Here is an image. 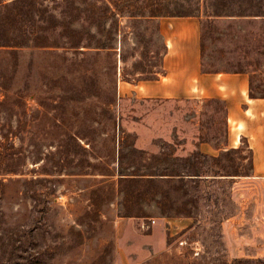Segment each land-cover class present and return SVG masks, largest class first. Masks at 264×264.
<instances>
[{"label": "rangeland", "instance_id": "rangeland-1", "mask_svg": "<svg viewBox=\"0 0 264 264\" xmlns=\"http://www.w3.org/2000/svg\"><path fill=\"white\" fill-rule=\"evenodd\" d=\"M172 15L264 97V0H0V264H264V153L196 149L221 101L128 95Z\"/></svg>", "mask_w": 264, "mask_h": 264}, {"label": "crops", "instance_id": "crops-1", "mask_svg": "<svg viewBox=\"0 0 264 264\" xmlns=\"http://www.w3.org/2000/svg\"><path fill=\"white\" fill-rule=\"evenodd\" d=\"M156 22L163 45L161 69L152 78L128 84V95L170 101H221L224 139L199 140L196 149L217 154L223 149L238 148L245 140L254 153H264V97L251 95V73L202 68L198 17L160 16Z\"/></svg>", "mask_w": 264, "mask_h": 264}, {"label": "trees", "instance_id": "trees-1", "mask_svg": "<svg viewBox=\"0 0 264 264\" xmlns=\"http://www.w3.org/2000/svg\"><path fill=\"white\" fill-rule=\"evenodd\" d=\"M3 42H6L5 44H8L12 41H10L9 39H6ZM196 154L200 155L199 152H196ZM248 159H249V165L252 168V164H253L252 158L249 156ZM145 174L148 176L147 179L149 181H155V180L164 179V178H167V179H173V178L175 179L176 178L179 181H183V179L185 178V176H184L185 174H181L178 171H174L173 169H171V170L166 169V171H163V170L162 171H151L149 173H131L130 175H132V176L135 175V177H140V176H143ZM191 175H194V174H191ZM195 175H200V174L196 173ZM135 177H133V178H135Z\"/></svg>", "mask_w": 264, "mask_h": 264}, {"label": "built area", "instance_id": "built-area-1", "mask_svg": "<svg viewBox=\"0 0 264 264\" xmlns=\"http://www.w3.org/2000/svg\"><path fill=\"white\" fill-rule=\"evenodd\" d=\"M152 222H154V221H152Z\"/></svg>", "mask_w": 264, "mask_h": 264}]
</instances>
